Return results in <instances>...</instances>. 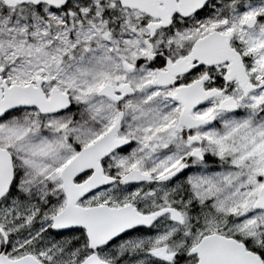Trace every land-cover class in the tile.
I'll return each mask as SVG.
<instances>
[{
    "label": "snow or ice",
    "instance_id": "snow-or-ice-1",
    "mask_svg": "<svg viewBox=\"0 0 264 264\" xmlns=\"http://www.w3.org/2000/svg\"><path fill=\"white\" fill-rule=\"evenodd\" d=\"M0 264H264V0H0Z\"/></svg>",
    "mask_w": 264,
    "mask_h": 264
}]
</instances>
